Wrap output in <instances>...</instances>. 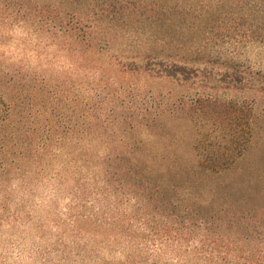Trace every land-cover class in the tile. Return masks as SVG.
Listing matches in <instances>:
<instances>
[{"label":"trees","instance_id":"1","mask_svg":"<svg viewBox=\"0 0 264 264\" xmlns=\"http://www.w3.org/2000/svg\"><path fill=\"white\" fill-rule=\"evenodd\" d=\"M230 22L264 46V0H0V228L33 221L45 182L68 197L71 217L68 240L41 248L36 264H264V187L232 193L233 173H222L241 159L213 150L196 176L129 141L164 114L148 113L125 78L210 87L197 63L163 54L191 48L186 26L211 35ZM127 36L136 45L119 43ZM13 41L16 56L5 49ZM232 79L214 83L242 84ZM199 104L234 122L223 127L232 150L248 148L238 105Z\"/></svg>","mask_w":264,"mask_h":264},{"label":"rangeland","instance_id":"2","mask_svg":"<svg viewBox=\"0 0 264 264\" xmlns=\"http://www.w3.org/2000/svg\"><path fill=\"white\" fill-rule=\"evenodd\" d=\"M192 31L186 26L182 40L186 47L191 48L169 50L163 56L175 55L172 59L197 63V78L205 84L211 81V88H188L169 79L129 74L126 82L140 93L142 100L147 101L148 113L163 110L164 114V119L159 123L149 121L146 127H140L129 135V141L144 142L150 149L145 154L147 157L173 165L178 173H195L196 176L208 173L198 167V161L217 150L218 156L241 159L233 168L222 172L233 173L236 183L230 190L232 193H241L245 188L257 189L259 185L264 187V46L241 40L242 30L232 22L214 28L211 35L207 34L209 31L205 26L198 27L194 33ZM192 38H195L193 43ZM132 40L127 36L119 43L131 47L132 44L136 45ZM138 41L143 42V38L140 37ZM198 46L206 48L202 51L207 54H196L195 48ZM115 47L118 49L119 46ZM5 49L15 56L21 50L16 41L7 44ZM235 74L242 84L228 87L224 82L214 83L221 78L229 83ZM199 99H211L220 104L234 103L244 111L243 119H247L242 121L240 130L249 126L252 129L250 144L245 151L238 146L235 151L232 150L228 132L223 130V127L229 128L234 122L229 123L226 119L220 121L214 112L205 114ZM216 127H222L221 131L214 130ZM55 187L45 182L32 196L33 221L14 228L11 225L0 228V264H36L41 248L53 247L61 235L65 241L68 240L65 233L70 229L68 224L71 218L68 214V197L59 194V188L55 190Z\"/></svg>","mask_w":264,"mask_h":264}]
</instances>
